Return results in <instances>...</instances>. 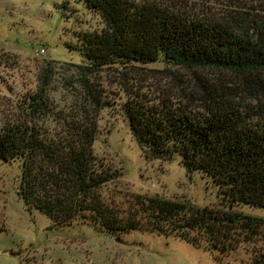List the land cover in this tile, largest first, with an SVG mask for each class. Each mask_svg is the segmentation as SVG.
<instances>
[{"label": "trees", "instance_id": "1", "mask_svg": "<svg viewBox=\"0 0 264 264\" xmlns=\"http://www.w3.org/2000/svg\"><path fill=\"white\" fill-rule=\"evenodd\" d=\"M85 2L103 26L82 34L86 61H64L62 106L51 99L56 73L47 61L18 117L0 126V160L21 161L19 196L52 227L80 221L112 235L173 234L221 252L252 241L264 217L234 207L264 208V0ZM155 62L171 88L125 87L130 131L152 158L179 156L188 173L209 176L224 208L142 193L122 206L101 193L115 173L93 148L112 106L100 73ZM254 259L264 264V253Z\"/></svg>", "mask_w": 264, "mask_h": 264}, {"label": "rangeland", "instance_id": "2", "mask_svg": "<svg viewBox=\"0 0 264 264\" xmlns=\"http://www.w3.org/2000/svg\"><path fill=\"white\" fill-rule=\"evenodd\" d=\"M102 26L100 15L85 0H0V126L18 117L23 97L36 89L47 61L56 73L51 99L62 106L63 77L69 68L64 61H86L82 34ZM40 49L44 52L37 55ZM161 68L163 62L123 69L114 65L100 73L112 106L101 112L93 148L102 168L115 173L101 193L106 201L122 206L142 193L189 201L196 207L224 208L209 176L188 173L179 156L152 158L130 131L124 89L146 94L170 89L171 79L158 72ZM20 175L19 159L0 160V264H263L254 257L264 253V231L234 250L221 252L173 234L131 230L112 235L80 221L52 227L46 214L19 196ZM234 208L264 217L262 207Z\"/></svg>", "mask_w": 264, "mask_h": 264}, {"label": "built area", "instance_id": "3", "mask_svg": "<svg viewBox=\"0 0 264 264\" xmlns=\"http://www.w3.org/2000/svg\"><path fill=\"white\" fill-rule=\"evenodd\" d=\"M44 52V50L43 49H40L38 52H37V55L38 54H42Z\"/></svg>", "mask_w": 264, "mask_h": 264}]
</instances>
